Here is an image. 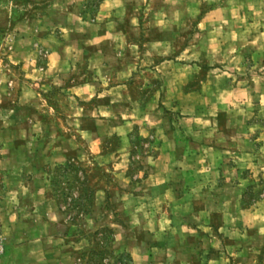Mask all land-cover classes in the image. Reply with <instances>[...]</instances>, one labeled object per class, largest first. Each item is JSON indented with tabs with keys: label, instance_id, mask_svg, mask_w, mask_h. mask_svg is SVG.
Instances as JSON below:
<instances>
[{
	"label": "rangeland",
	"instance_id": "1",
	"mask_svg": "<svg viewBox=\"0 0 264 264\" xmlns=\"http://www.w3.org/2000/svg\"><path fill=\"white\" fill-rule=\"evenodd\" d=\"M115 1L0 0V264H264V0Z\"/></svg>",
	"mask_w": 264,
	"mask_h": 264
},
{
	"label": "crops",
	"instance_id": "2",
	"mask_svg": "<svg viewBox=\"0 0 264 264\" xmlns=\"http://www.w3.org/2000/svg\"><path fill=\"white\" fill-rule=\"evenodd\" d=\"M115 2L118 4L106 6L107 11L122 12V14H125L127 6L125 7L126 3L124 2V0H116ZM157 43H158V45L159 44L164 45L167 42L166 41H157ZM118 55H121L122 58H120V60L122 61V59L124 57V53H119ZM150 55L151 56L149 59H151V60L155 59L154 57H159V59L161 57V56H159V55H161V53H156V52L155 53L153 52ZM100 56L101 55H98L97 58H99ZM93 57L94 56L89 55L87 59L93 60L94 59ZM108 59L109 58H104V61L106 62V60H108ZM131 59H134L133 56L131 57ZM139 59L142 60V58H139ZM104 67L106 68V65ZM156 68L159 69V66H157ZM190 74L192 75V72H189V74L187 76H189ZM188 78L185 80L184 84L188 83ZM241 91H243L242 86L239 83H237L235 85L222 87V89H220V88L217 89L216 91H214L213 97L211 98V101L213 103H215V109H218L219 107H223L224 105H226L227 107H229L230 105H233V106L236 105L235 107L239 110L238 113L242 114V118H238V119L236 118V120H233L234 126L247 125L248 122H249V124H253L250 121H248L249 117H251V116H248L246 118H244V116L247 114L251 115V110H252L251 108L257 107V106H255L256 104L254 106L253 105L248 106V104H243L241 102V99L239 98V94L246 95L248 90L245 89L244 93H241ZM164 92H168L169 94L174 93L171 96V97H173L172 101H174V103L170 106L172 109L180 110L182 108V105H181L182 100L186 101L185 103L189 104L188 107L192 106L191 105L192 103L187 102L188 100L193 99V96H192L193 90L192 89H186V88L182 89V87H181V91L177 92L176 87H175V89L172 90V88L170 86V89L167 88ZM201 92H202V89H201ZM175 94H178V96ZM153 102H154V98L151 101H149L147 103V105L150 103H153ZM232 102L234 104H232ZM185 107H186V105H185ZM128 111H129V109H128ZM158 113H159V111H158ZM189 114L190 113H186L187 116H184L183 119L184 120L189 119V117H188ZM157 116L158 115L156 113L153 114V118L154 117L157 118ZM156 118L154 120L155 123L153 122L154 123L153 124L154 125V131L152 132L151 137L155 140V142H156V140H158V142H159L158 146L159 147H157V148L159 150H156L155 152L153 151L154 154L152 155V157H153L154 162L156 164H162L163 166L165 165V166H168L171 168L172 163L176 160V157H177V153H175V149H176L175 137L173 136V134L168 133V131L165 130L164 126H162V124H164V123L162 121H160L159 118H157L158 120ZM225 122H227V121H225ZM209 123L211 124V122H209ZM232 135H233L232 136V138H233V145H232V147H233L232 152L233 153H232V155L239 158V161L236 162L235 164H238V165H236V167L237 166L240 167V165H241L240 160L242 159V157L244 159L245 158H249L250 160L252 159L251 157H253L252 153L254 150H252L251 145L255 146L256 144H252L254 142V136L248 137L247 134L242 133L241 130L234 131ZM243 137H245V138H243ZM123 138H125L126 140L128 139L127 137H123ZM248 146L251 148H249ZM162 155H164V157ZM156 172H158V175L161 178L160 183H163V182L165 183L168 181L169 187L171 188V185H172L171 182L173 180L172 175H174V172H172V169L166 170L164 172H160L158 170ZM156 172L154 171V173H156ZM236 172H237V170H236ZM166 188H167V186H166Z\"/></svg>",
	"mask_w": 264,
	"mask_h": 264
}]
</instances>
